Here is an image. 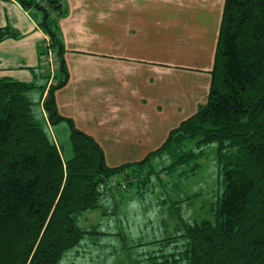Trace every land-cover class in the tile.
<instances>
[{
	"label": "trees",
	"instance_id": "16d2710c",
	"mask_svg": "<svg viewBox=\"0 0 264 264\" xmlns=\"http://www.w3.org/2000/svg\"><path fill=\"white\" fill-rule=\"evenodd\" d=\"M19 2L41 11L39 24L57 68L51 77L42 65L44 84L0 78V264H57L91 233L76 223L77 213L98 208L112 189L143 188L155 175L193 173L211 144L224 185L214 218L183 221L184 233L153 241L185 238L182 249L155 253L153 264H264V0H224L206 102L142 160L114 167L91 135L57 111L55 91L69 77L60 0ZM19 36L0 27V41ZM44 52L42 45L41 60ZM37 87L45 93L39 102L49 124L69 126L70 155L34 118L28 93ZM189 142L194 148L185 149ZM156 157L161 167L155 168ZM118 174L127 179L125 188L99 189ZM192 196L172 201V208L179 214Z\"/></svg>",
	"mask_w": 264,
	"mask_h": 264
},
{
	"label": "crops",
	"instance_id": "0c3cea01",
	"mask_svg": "<svg viewBox=\"0 0 264 264\" xmlns=\"http://www.w3.org/2000/svg\"><path fill=\"white\" fill-rule=\"evenodd\" d=\"M60 2L64 15L59 19V34L69 77L66 84L55 91L58 113L71 119L76 128L98 142L109 167L142 160L147 152L164 142L177 123L206 102L224 0ZM162 14L174 15L161 25ZM178 14L218 16L213 23L212 18L209 19L210 26L199 23L198 29L205 32L192 39L188 33L193 25ZM41 17V11L23 7L19 0H0V27L12 28L20 34L17 38L0 41V78L45 82L40 49L47 34L39 24ZM210 27L209 37L206 31L209 33ZM171 28H178L183 45L170 44ZM161 36L166 38L164 42ZM39 103L45 125L57 141L42 100ZM59 124L68 126L65 121ZM115 191L118 192L117 189L107 192L114 211L117 209ZM159 203L166 202L159 200ZM84 230L91 231L84 237L94 238L91 242L96 246L93 247H99L97 244L111 235L109 239H117L120 250L127 249L129 253L137 244L152 247L153 241L163 239L127 245L124 231ZM172 241L159 244L171 247ZM92 248L87 252L101 251ZM82 252L86 251L82 249Z\"/></svg>",
	"mask_w": 264,
	"mask_h": 264
},
{
	"label": "rangeland",
	"instance_id": "374dc122",
	"mask_svg": "<svg viewBox=\"0 0 264 264\" xmlns=\"http://www.w3.org/2000/svg\"><path fill=\"white\" fill-rule=\"evenodd\" d=\"M173 15L174 14H162L159 20L160 24L163 25L167 23L169 18ZM189 15L190 14H178V17L184 18L185 22H190V24L193 25L192 28H189L188 33V35H190L189 37H192V39H194L193 37L196 34L202 36L205 32L204 30L198 29L199 23L201 26H207L208 24L210 26L209 19L211 20L212 18L213 23L218 16L217 14H211L210 16L209 14ZM179 21L182 22V20ZM208 29L209 33L208 31L206 32L207 36L210 37L211 27ZM169 32L171 45H177L178 47L183 45L182 43H184V41H179V38L182 37L179 36L178 28H171ZM188 35L186 34L185 36L187 41L189 39ZM161 37L164 42L166 38L163 36ZM41 90V87H37L31 90L28 96L33 101L32 113L34 118L39 123L44 124L45 118L43 117V112L39 105ZM177 124L179 125V123ZM63 125L53 124L52 126L63 154L67 156L71 154L69 143L70 130L69 126L66 124ZM65 128L67 131H65ZM187 148H194L193 143H187L185 149ZM149 152H147V154ZM155 161L158 162L155 168L162 166L158 157L155 158ZM192 165L193 162H190L187 168L192 167ZM145 171H147V168ZM187 174V176H176L175 173H171L168 176L165 174L166 176L164 177V175H162L161 180L155 175L145 187L139 188L142 190L141 193L137 192L138 188H136L135 185L128 190L120 189L119 192L115 191V201L117 203L116 211L113 210V205L109 201V193H106L102 204L98 208L77 213L75 215V221L83 229L124 231L127 233V245H133L136 241H147L150 239H160L182 234L184 233L183 221L212 220L214 218L212 208L216 205V200L221 194L224 186L221 174L218 171L215 144H211L204 149L202 156L197 161L196 170L193 173L188 172ZM116 177L122 178L119 174ZM195 194H197L195 197L192 196ZM188 196L192 197L181 203V209L178 214L175 207L172 208V201L183 199ZM159 200L165 201L166 203H159ZM102 212L108 213L101 215ZM112 221L113 223H111ZM140 232H142V236H137ZM109 236L111 235H107L105 238L108 239L104 238L102 243L97 244L99 247H93L96 246L91 242L94 238H89L87 235L79 246L77 245L66 251L57 264H71L73 262L79 264H153V261L158 260L152 257L155 253L165 252L168 249L174 250L175 246H177V249H182V245L185 242L184 237H178L172 241L174 245H171V247H166V244H155L152 247H144L150 245H141L134 246L133 250L129 253L127 249L121 251L117 239H109ZM90 248H92L93 251H101L100 253H88L87 249ZM82 249L86 252H82ZM97 256H99V258H97Z\"/></svg>",
	"mask_w": 264,
	"mask_h": 264
},
{
	"label": "built area",
	"instance_id": "2783aa9c",
	"mask_svg": "<svg viewBox=\"0 0 264 264\" xmlns=\"http://www.w3.org/2000/svg\"><path fill=\"white\" fill-rule=\"evenodd\" d=\"M42 2H45V0H41ZM45 52L43 54L41 63L46 66L47 70L50 73V76L52 77L54 74V71L57 68L56 62H55V53L52 50V48L50 47V39L48 35H45V37L43 38V43H42ZM127 179L125 178H119L114 176L112 178L109 179V181H107L104 184H101L99 186L100 190H105L107 188H111V187H120V188H125L127 185Z\"/></svg>",
	"mask_w": 264,
	"mask_h": 264
}]
</instances>
